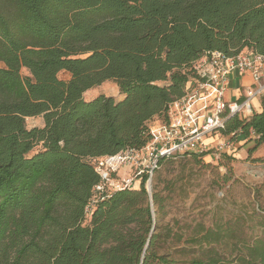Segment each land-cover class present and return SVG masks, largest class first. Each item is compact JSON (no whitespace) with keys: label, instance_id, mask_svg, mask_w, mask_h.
<instances>
[{"label":"trees","instance_id":"obj_1","mask_svg":"<svg viewBox=\"0 0 264 264\" xmlns=\"http://www.w3.org/2000/svg\"><path fill=\"white\" fill-rule=\"evenodd\" d=\"M245 49L264 55V0H0V264H264V238L243 241L231 223H197L186 258L158 254L163 197L145 181L92 201L91 158L143 147L199 58ZM106 80L123 97L86 100ZM261 103L223 134L264 147ZM30 116L43 126L27 127ZM230 240L243 246L227 255Z\"/></svg>","mask_w":264,"mask_h":264},{"label":"rangeland","instance_id":"obj_2","mask_svg":"<svg viewBox=\"0 0 264 264\" xmlns=\"http://www.w3.org/2000/svg\"><path fill=\"white\" fill-rule=\"evenodd\" d=\"M0 66H4L1 61ZM22 74L28 75L29 71L23 68ZM59 77L68 80L70 74L61 71ZM100 93L116 99L121 95L117 84L106 80L87 90L84 97L88 100ZM26 124L29 128L40 125L41 118L27 117ZM233 139L237 148L231 154L221 151L219 157L207 154L201 159L186 157L167 162L146 186L151 194L156 188L163 197L161 210L154 206L158 254L186 258L180 251L191 245L186 240L199 222L206 226L231 223L243 241L264 238V147L256 144L254 134L249 139L241 136ZM39 149L40 144L29 155ZM225 153L231 158L225 157ZM89 221L87 215L85 223ZM242 243L230 240L220 250L227 255L235 254L242 249Z\"/></svg>","mask_w":264,"mask_h":264},{"label":"built area","instance_id":"obj_3","mask_svg":"<svg viewBox=\"0 0 264 264\" xmlns=\"http://www.w3.org/2000/svg\"><path fill=\"white\" fill-rule=\"evenodd\" d=\"M194 66L198 78L190 80L186 93L169 104L165 120L150 124V138L143 147L91 158L101 177L93 190V202L114 190L139 188L143 181L148 187L164 159L194 153L219 157L221 151L231 154L236 150L233 134L224 139L222 131L229 117H250L256 109L252 99L264 96V55L252 49L234 55L213 50ZM234 71L250 72L252 83L237 99L229 100L226 92Z\"/></svg>","mask_w":264,"mask_h":264},{"label":"crops","instance_id":"obj_4","mask_svg":"<svg viewBox=\"0 0 264 264\" xmlns=\"http://www.w3.org/2000/svg\"><path fill=\"white\" fill-rule=\"evenodd\" d=\"M65 71V70H63ZM67 72V71H66ZM252 83V75L250 72H244L241 73L239 71H234L230 74L229 78V88L226 92V98L229 100L237 99L239 94L242 93L246 85H249ZM123 96L122 94L118 97V99H121ZM252 102L254 103L257 111L262 110V103L261 99L254 98L252 99ZM41 124L38 126H43L44 119L41 117ZM35 126V125H34ZM33 127V126H32Z\"/></svg>","mask_w":264,"mask_h":264},{"label":"water","instance_id":"obj_5","mask_svg":"<svg viewBox=\"0 0 264 264\" xmlns=\"http://www.w3.org/2000/svg\"><path fill=\"white\" fill-rule=\"evenodd\" d=\"M148 190V189H147ZM149 194L151 195V198H152V194L150 193V191L148 190ZM152 212L154 213L155 212V209H154V206L152 204ZM155 230V226L153 227V231Z\"/></svg>","mask_w":264,"mask_h":264}]
</instances>
